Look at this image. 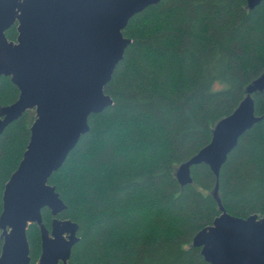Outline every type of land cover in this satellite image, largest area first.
<instances>
[{"label": "trees", "instance_id": "trees-1", "mask_svg": "<svg viewBox=\"0 0 264 264\" xmlns=\"http://www.w3.org/2000/svg\"><path fill=\"white\" fill-rule=\"evenodd\" d=\"M18 23L6 31L16 41ZM132 42L105 93L113 105L89 117L82 135L49 183L67 205L59 218L79 224L69 264H210L194 236L225 210L264 216V92L253 95L261 116L229 153L219 179L205 163L182 185L178 167L212 140L216 124L264 71V1L161 0L132 17ZM20 91L0 77V106ZM36 118L27 110L0 136L3 192L18 168ZM43 222L53 215L44 208ZM31 264L42 252L40 226L28 228ZM0 232V255L3 246Z\"/></svg>", "mask_w": 264, "mask_h": 264}, {"label": "water", "instance_id": "water-1", "mask_svg": "<svg viewBox=\"0 0 264 264\" xmlns=\"http://www.w3.org/2000/svg\"><path fill=\"white\" fill-rule=\"evenodd\" d=\"M161 0H0V77H11L20 94L0 106V136L34 109L36 118L24 157L3 192L0 264H31L28 228L40 226L42 252L35 264H69L80 240L79 224L59 218L67 209L56 186L49 183L82 135L89 117L113 105L105 86L132 42L123 30L130 19ZM264 0H248L255 9ZM18 23L16 41L6 31ZM264 92V71L247 87V95L215 126L212 140L176 171L182 185L192 183V166L207 164L217 179L240 137L261 116L256 93ZM222 213L194 236L193 245L210 264H264V216L228 213L214 189ZM52 212V227L43 209Z\"/></svg>", "mask_w": 264, "mask_h": 264}]
</instances>
